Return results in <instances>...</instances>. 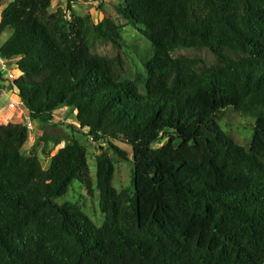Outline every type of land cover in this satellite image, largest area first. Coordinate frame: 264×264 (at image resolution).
<instances>
[{
    "label": "trees",
    "instance_id": "16d2710c",
    "mask_svg": "<svg viewBox=\"0 0 264 264\" xmlns=\"http://www.w3.org/2000/svg\"><path fill=\"white\" fill-rule=\"evenodd\" d=\"M53 2L14 0L1 13L13 89L30 119L71 110L85 137L132 157L133 190L115 188V161L98 154L97 226L77 203H56L74 182L94 194L87 147L72 138L44 150V169L42 139L26 153L27 125H0V264H264V0H122L97 24ZM125 27L151 44L136 72ZM92 38L116 54L95 55ZM178 50H207L216 64ZM227 111L255 119L248 148L219 125Z\"/></svg>",
    "mask_w": 264,
    "mask_h": 264
},
{
    "label": "rangeland",
    "instance_id": "374dc122",
    "mask_svg": "<svg viewBox=\"0 0 264 264\" xmlns=\"http://www.w3.org/2000/svg\"><path fill=\"white\" fill-rule=\"evenodd\" d=\"M102 15L104 16L103 13ZM102 20L103 18L99 19L96 17L93 19V23L97 24ZM10 36V31L5 32L0 37V46ZM124 36L125 46L123 47V53L127 54L128 56L127 60L129 63V68H132L134 72L143 69V62L139 56H142L145 61L148 59L151 51L150 42L139 30L132 27H125ZM92 42L93 52L95 55L111 58L116 54L111 42L98 40L95 38H92ZM174 57L202 59L206 66L216 64L214 56L207 50H178L174 53ZM73 115H75V113L71 110H65V113L56 112L53 117V122H57V125H54L52 129H47L46 127L45 129H41L43 127V122L41 120L34 121L30 119L29 122L33 123L35 126L33 131L30 130V139L24 146L23 151L26 153H31L34 143L38 141L39 138L42 139L39 141L40 144L38 145L35 152L39 155L43 168L48 169L50 167V157L43 154L44 150L51 152V155H55L65 144L71 142L72 138L77 139L84 146H86L88 149V163L94 185V194L91 196L87 192L84 185L79 182H74L69 192L64 197L57 199L56 203L58 205H63L66 202L77 203L82 208L83 212L91 220H93L97 226H102L105 221V216L100 210V193L97 189L96 156L102 152H107L113 157L117 168L114 186L119 191H122L123 189L133 190L134 164L132 157L131 161L129 162L120 160L118 156H116L113 151H111L109 145L106 143H94L85 137V131H82L81 133L83 134H81L79 132L80 128L78 127L77 120ZM63 117L64 119H62ZM218 122L221 128L227 134L232 136L241 146L248 148L256 126L255 119L233 111H227L224 117H222ZM2 124H4L3 121H0V125ZM45 125L49 126V123L47 122ZM71 125H73L75 129L78 127V130L75 133L70 127ZM36 134H39L37 135L38 137L35 136ZM50 139L54 140L53 144L50 143ZM58 142H60L59 145L56 144ZM114 145L126 152H131V148L126 144L114 142Z\"/></svg>",
    "mask_w": 264,
    "mask_h": 264
},
{
    "label": "crops",
    "instance_id": "0c3cea01",
    "mask_svg": "<svg viewBox=\"0 0 264 264\" xmlns=\"http://www.w3.org/2000/svg\"><path fill=\"white\" fill-rule=\"evenodd\" d=\"M13 1L14 0L2 1L0 6V21H1L2 11L6 7H8V5ZM121 1L122 0H54L53 10L54 12L58 10H64L66 12L67 8L70 6L72 7L73 13L78 16L84 17L89 13H94V18L97 17L101 19L104 18V16L102 15L103 13L102 11H104L105 9H114V7ZM99 7L100 10L98 9ZM67 15H70V13H68ZM9 38L10 37H8L7 40ZM6 61L8 63V70H4L0 66V121H3L4 124L2 125H8L10 123L26 124L25 121L30 120V116L27 110L25 109L20 97L13 89L12 81H8L7 79L9 72L18 75L17 59L16 58L9 60L6 59ZM11 104L15 105V107L10 108ZM59 112L65 113V110H60ZM62 119H64V117ZM41 121L43 122V127L41 129L43 128L45 129V127L47 129H52L54 125L57 123V122H51L49 126H46L45 125L46 123L42 119ZM34 126L35 125L32 123V128L30 130L33 131ZM37 135L39 134H36L35 136ZM53 142L54 140L50 139V143L53 144Z\"/></svg>",
    "mask_w": 264,
    "mask_h": 264
},
{
    "label": "built area",
    "instance_id": "2783aa9c",
    "mask_svg": "<svg viewBox=\"0 0 264 264\" xmlns=\"http://www.w3.org/2000/svg\"><path fill=\"white\" fill-rule=\"evenodd\" d=\"M0 66H1L2 69L8 70V63H7L6 59H3V58L0 57ZM7 79H8V81H12L13 82L16 79V75L11 73V72H9ZM13 107H15V105L11 104L10 108H13ZM26 125L29 128V130L32 128V123L29 122V120L26 122Z\"/></svg>",
    "mask_w": 264,
    "mask_h": 264
}]
</instances>
